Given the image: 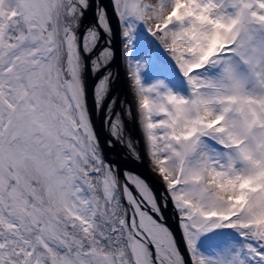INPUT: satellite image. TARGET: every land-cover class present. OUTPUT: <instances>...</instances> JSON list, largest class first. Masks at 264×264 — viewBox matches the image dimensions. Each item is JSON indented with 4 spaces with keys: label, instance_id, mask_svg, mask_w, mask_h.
I'll use <instances>...</instances> for the list:
<instances>
[{
    "label": "snow or ice",
    "instance_id": "snow-or-ice-1",
    "mask_svg": "<svg viewBox=\"0 0 264 264\" xmlns=\"http://www.w3.org/2000/svg\"><path fill=\"white\" fill-rule=\"evenodd\" d=\"M0 264H264V0H0Z\"/></svg>",
    "mask_w": 264,
    "mask_h": 264
},
{
    "label": "water",
    "instance_id": "water-1",
    "mask_svg": "<svg viewBox=\"0 0 264 264\" xmlns=\"http://www.w3.org/2000/svg\"><path fill=\"white\" fill-rule=\"evenodd\" d=\"M104 4H108V2H103ZM109 14H111V9L109 8ZM93 20V16H92V12H88L87 13V17L85 20V23H91ZM112 27H113V31H114V37L112 40V47L116 52V61L113 63L112 67L113 70H115V68L117 67L118 64L121 65V71H120V75L118 78L115 79L113 85H112V89H114V91L116 92H120L125 94V80H124V72L122 69V64H121V51H120V42H119V31H118V24L117 21L115 20V18L112 19ZM91 98V97H90ZM89 98V109H90V115H91V120L94 126V130L97 133L98 137L100 138L101 144L104 143L105 139H104V135H103V131L101 130L100 127V122H99V117L98 115H96L93 112V105L91 104V99ZM93 114H95L94 116H96V120L94 119ZM137 137V134H135ZM137 143V142H136ZM137 146L139 147V155L143 156L142 153V149H141V145H140V141L137 143ZM117 150H110L105 148L104 149V154H105V158L111 162H113V164L115 165H119L121 171L125 170V169H130L133 172L143 176V177H149L151 180L156 181L155 184L152 185L155 193L157 195H160V188H159V180L156 179L155 176H152L149 171L147 170V164L146 161L143 160V162H140L139 160H137L135 163H128V157L120 154ZM121 179H123V176H121ZM126 204V202H124ZM130 215V213H129ZM165 219H166V223L168 224V226L171 228V230L175 233L177 242H180L181 239V233L180 230L178 228L177 225V221H176V217L173 215V212L171 210V208L169 207V209L165 212L164 214Z\"/></svg>",
    "mask_w": 264,
    "mask_h": 264
},
{
    "label": "bare ground",
    "instance_id": "bare-ground-1",
    "mask_svg": "<svg viewBox=\"0 0 264 264\" xmlns=\"http://www.w3.org/2000/svg\"><path fill=\"white\" fill-rule=\"evenodd\" d=\"M103 2H108L109 3V0H103ZM118 31H119V26H118ZM119 42H120V39H119ZM123 69V68H122ZM124 72V71H123ZM124 80H125V94H123V93H121V91L120 92H116V91H114V89H112V93H111V95L113 96V97H116V98H118V103H117V105H116V107H117V109L118 110H121V111H123V109L121 108V105H124L125 107L127 106V105H125V102H128V104H130V107H131V113H130V115H127L126 116V118H125V122H124V127H125V134L126 135H131L132 137H136V135L135 134H137V136H139L140 137V135H139V132H138V129H137V126H136V123H135V117H134V113H133V111H132V103H133V96L130 94V92H129V89H128V86H127V79H126V77H125V75H124ZM91 99V98H90ZM91 104H92V100H91ZM93 112L96 114V115H98V117H99V122H100V127H101V130L103 131V135H104V139H106L107 138V132H108V129H107V126H106V124H105V122H104V115H103V113L102 112H100V111H98V110H94L93 109ZM95 114H93V116L95 115ZM94 119L96 120V116H94ZM139 141H140V139H139ZM133 143H136V141L135 140H133ZM140 145H141V143H140ZM141 149H142V153H143V156H144V154H145V151H144V149H143V147H142V145H141ZM120 154H122V155H124V156H126L127 157V155H125V150L124 149H122V148H118V149H116ZM115 151V150H114ZM116 151V152H117ZM137 151H139V147L137 146ZM138 154H139V152H138ZM145 161H146V158L144 159ZM148 163V162H147ZM146 163V164H147ZM148 166V165H147ZM147 170L149 171V173L152 175V176H154L151 172H150V169H149V167H147ZM157 179V178H156ZM178 225V224H177Z\"/></svg>",
    "mask_w": 264,
    "mask_h": 264
},
{
    "label": "rangeland",
    "instance_id": "rangeland-1",
    "mask_svg": "<svg viewBox=\"0 0 264 264\" xmlns=\"http://www.w3.org/2000/svg\"><path fill=\"white\" fill-rule=\"evenodd\" d=\"M120 51H121V50H120ZM121 56H122V53H121ZM122 68H123V66H122ZM123 71H124V75H125V77H126V79H127L126 70H125L124 68H123ZM127 86H128V89H129L130 94L132 95L131 81H130L129 79H127ZM132 111H133V113H134L135 123H136L137 113H136V103H135L134 98H133V103H132ZM136 126H137V129H138V132H139V128H138L137 123H136ZM139 135H140V143H141V145H142V147H143V149H144V151H145L144 143H143V135H142L141 132H139ZM147 162H148V161H147V159H146V163H147ZM147 165H148V163H147ZM147 167H149V166H147ZM149 169H150V168H149ZM150 172H151V171H150ZM156 178L159 180L158 177H156Z\"/></svg>",
    "mask_w": 264,
    "mask_h": 264
}]
</instances>
